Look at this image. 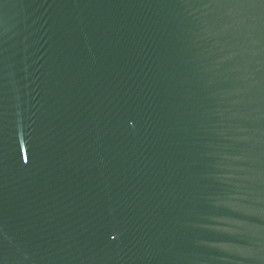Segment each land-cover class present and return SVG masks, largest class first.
<instances>
[{"label":"water","instance_id":"obj_1","mask_svg":"<svg viewBox=\"0 0 264 264\" xmlns=\"http://www.w3.org/2000/svg\"><path fill=\"white\" fill-rule=\"evenodd\" d=\"M0 264H264V0H0Z\"/></svg>","mask_w":264,"mask_h":264}]
</instances>
